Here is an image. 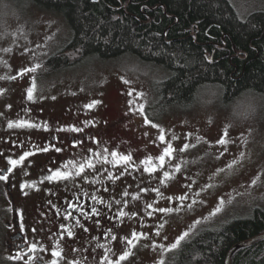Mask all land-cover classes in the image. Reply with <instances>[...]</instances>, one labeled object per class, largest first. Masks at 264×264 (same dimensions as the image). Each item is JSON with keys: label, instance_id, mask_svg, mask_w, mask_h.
Here are the masks:
<instances>
[{"label": "rangeland", "instance_id": "1", "mask_svg": "<svg viewBox=\"0 0 264 264\" xmlns=\"http://www.w3.org/2000/svg\"><path fill=\"white\" fill-rule=\"evenodd\" d=\"M231 1L242 18L252 11L264 10V0ZM17 7L19 19L12 30L7 35L0 30V76L15 77L23 69L39 67L34 73H23L29 74L28 78L16 82L10 90L6 101L9 102L0 111V127L15 124L11 117L13 109L24 102L31 103L30 107L34 104V108L38 103L41 108L42 102H48L56 118L68 117L73 121L72 126L83 130L108 126L120 113L128 116L129 123L120 126L121 132L105 130L103 136L91 139L89 146L101 141L103 154L106 149L109 158L98 155L93 167L82 163L83 170L81 164L39 168L43 180L56 171L68 173L66 178L56 180L62 191L99 195L103 192L98 184L102 180L112 181L114 190L108 192L112 201L109 217L116 216L115 221L119 220L121 226L115 240L117 252L107 254L112 264L124 251L130 254L120 264H169L181 242L199 229L249 215L258 206L264 208V114L249 124L229 125L218 83L203 84L197 91L196 95L207 101V106L195 102L188 107L172 103L161 106L156 81L164 79L169 71L131 55L110 59L89 57L63 70H47L45 60L70 39L69 26L62 15L28 0H21ZM6 48L10 51L5 52ZM33 81L34 99L28 100L27 89L33 86ZM136 93L143 95L138 97ZM129 100L135 104L130 105ZM213 100L216 102L211 103ZM93 101L99 103L87 108ZM140 103L145 105V115L158 128L146 124L144 115L132 111ZM160 128L165 132L164 142L158 139ZM222 137L228 140L226 145L217 143ZM169 142L173 154L166 156L161 165L159 156ZM184 144L190 147L184 149ZM234 160L236 163L232 164ZM28 172V166H24L23 173ZM165 172L168 177L164 176ZM180 196L186 198L180 201L177 199ZM159 208L173 211L159 212ZM121 212L123 216L119 215ZM38 221L39 234L36 230L32 232L31 240L37 241L42 236L48 241L44 249H48L45 253L49 255L53 252L50 239L54 227L41 224L42 219ZM133 233L139 238L128 245ZM184 233H188L187 237L173 248ZM78 257L71 264H107L103 256L90 261Z\"/></svg>", "mask_w": 264, "mask_h": 264}, {"label": "trees", "instance_id": "2", "mask_svg": "<svg viewBox=\"0 0 264 264\" xmlns=\"http://www.w3.org/2000/svg\"><path fill=\"white\" fill-rule=\"evenodd\" d=\"M60 14L68 42L45 61L63 70L85 58L131 55L164 67L158 103L188 107L206 83H218L221 102L244 90L264 94V10L239 16L231 0H28ZM264 233V208L181 242L169 264H225L236 242ZM230 264H264V238L238 248Z\"/></svg>", "mask_w": 264, "mask_h": 264}, {"label": "flooded vegetation", "instance_id": "3", "mask_svg": "<svg viewBox=\"0 0 264 264\" xmlns=\"http://www.w3.org/2000/svg\"><path fill=\"white\" fill-rule=\"evenodd\" d=\"M16 76L14 79L0 76V111L9 102H6L7 97L17 85L16 82L25 81L29 74ZM42 103V109L39 103L34 108V104L30 107L31 103L28 102L16 104L13 109L12 122L26 120L35 126L16 127L13 124V127H0V174L8 176L6 181H0V264H68L62 263L64 260L71 264L74 258H80L78 256L89 261L93 258L99 260L104 250L96 248L97 241L111 248V252H117L116 241L111 236L117 237L121 233L119 220L115 221L118 218L109 217V205L112 201L108 192L114 190L112 181L102 180L98 184L103 192L99 195L87 194L85 191L71 192L69 189L62 191L56 183L58 179H52L53 182L43 180L39 168H62L68 161L73 162L69 167L82 163L94 164L93 161L98 160L97 156L105 158L104 154L109 158L106 149L103 154L104 145L101 141L95 142L94 146L89 144L96 136H103L105 130L121 132L120 126L129 123L128 116L120 113L108 126L89 130L80 128L81 131L77 132L71 130L75 129L72 119L56 118L57 114L51 111L48 102ZM22 134L24 138H21ZM57 148L60 151H56ZM25 152L31 155L21 160ZM12 160L18 163L12 165ZM24 166L29 169L26 174L23 173ZM10 167L11 172L8 171ZM93 207L99 215L92 212ZM81 212L87 215L81 216ZM39 219L48 228L54 227L50 239L52 250L60 251L61 258L54 256L53 252L49 255L45 253L48 249H44V246L48 241H44L42 236L37 241L31 240L33 228L37 231ZM77 220L80 221L79 225H76ZM96 221H99V227ZM21 222L24 225L23 233L20 231ZM84 228L88 231L85 232ZM69 229L73 232L70 238L67 236ZM105 229H111L109 235H104ZM33 243L36 244V249L30 250ZM18 255L20 259L13 258ZM65 257L70 259H64Z\"/></svg>", "mask_w": 264, "mask_h": 264}, {"label": "snow or ice", "instance_id": "4", "mask_svg": "<svg viewBox=\"0 0 264 264\" xmlns=\"http://www.w3.org/2000/svg\"><path fill=\"white\" fill-rule=\"evenodd\" d=\"M7 34H8L7 32H4V35H7ZM12 35L15 36L16 33H12ZM4 51H5V52H8V51H10V49H7V48H6V49H4ZM38 67H39V65H37L36 67L30 68V69H28V68L23 69V71H22L20 74L23 75V73H27V72H32V73H34V72L37 71V68H38ZM9 79H14V77H9ZM34 90H35V83H34V81H33V86H32V87H29V88L27 89V99H28V100H33V99H34V95H33ZM0 91H2V90H0ZM129 95H131V91L129 92ZM136 95L139 97V96H142L143 94H142V93H136ZM97 103H99V102H98V101H93L91 104L86 105V107H87V108H92V107H94L95 104H97ZM129 104H130V105H133V104H135V101H134V100H129ZM132 111H134V112H138L140 115H144V119H145V123H146V124H152V121L148 118L147 115H145V105H144L143 103H140V104L136 105V107L133 108ZM86 123H90V122H86ZM13 126H14L13 123H9V127H13ZM15 126H16V127H25V126H27V127H33V126H35V125L30 124V123H29L28 121H26V120H20V121H16V122H15ZM152 126H153L154 128H158V127H159V126L156 125V124H152ZM71 130H72V131H77V132L81 131V129H79V128H75V129H71ZM159 132H160V134H159L158 139H159V141L164 142V141H165V132H164V129H163V128H160V129H159ZM226 136H227V132H225V137H226ZM175 139H176V137L173 136V137H172V140H175ZM198 139H199V138H198ZM217 143H219V144H221V145H226V144L228 143V140L222 137L220 140L217 141ZM189 147H190L189 144H184V145H183V148H184V149H188ZM43 150H44V151H47V149H43ZM225 150H227V149H225ZM56 151H60V149L57 148ZM173 151H174L173 146H172V144L169 142L168 145H167V147H165V148L163 149V154L159 156V161L161 162V165L163 164V162H164V160H165V157H166V156L170 157V156L173 154ZM222 154H223V153H221V155H222ZM29 155H31V153L25 152V153H24V156H22L20 159L23 160L24 157L29 156ZM112 155L115 157V156H116V153L113 152ZM240 156L243 157V156H244V153L241 152V153H240ZM123 159H124V160H129L130 157H123ZM10 163H11L12 165H15V164L18 163V161H16V160H12V161H10ZM72 163H73L72 161H68V162L64 165V167L67 168V167H69ZM235 163H236L235 160L232 161V164H235ZM87 166L91 168V167H93L94 165H93L92 163H88ZM83 167H84V165L81 164V165H80L81 170H83ZM229 167H231V165H229ZM177 170H179V168H177ZM8 171H9V172L12 171L11 167L8 169ZM77 174H79V173H77ZM67 175H68V173H66V172L62 173V172H60V171H56L52 176H48V177H46V179H48V180H52V179H61V178H66ZM164 176H165V177H168V173L165 172V173H164ZM7 179H8V176H7V175L0 174V181H6ZM253 183H255V181H253ZM22 187H23V186H22ZM188 187L190 188L191 185H189ZM202 190H203V189H202ZM185 198H186L185 196H180V197H178L177 199H179L180 201H183ZM50 203H51V202H50ZM117 203H119V202H117ZM69 206H71V205H69ZM53 207H55V205H53ZM158 211H159V212H171V211H173V209H171V208H159ZM217 211H220V209L218 208ZM92 212H93V213H96L97 215H99V213H98V211H97V209H96L95 207L92 208ZM150 214H151V213H150ZM69 215H71V214H69ZM86 215H87L86 213L81 212V216H86ZM119 215L123 216L124 213L121 212ZM79 224H80V221L77 220V221H76V225H79ZM96 225H97V227H99V221H96ZM61 227H64V226L62 225ZM81 227H82V226H81ZM20 231H21V233L24 232V225H23L22 222L20 223ZM33 231H35V228H33ZM84 231L87 232V231H88L87 228H84ZM110 231H111V229H109V230H105V231H104V235H109V234H110ZM159 234H160V233L157 232V235H159ZM72 235H73V232H72L71 229H69V230L67 231V236L70 238V237H72ZM187 235H188V233H184L182 236H180V237L178 238L177 242H176L175 244L172 245V247H173V248L178 247L180 241H183V240L187 237ZM132 237H133L132 239H129V240L127 241L128 245H132V243H133V239H138V238H139L135 233L132 234ZM111 239H112V240H116L117 237H116V236H111ZM96 248L103 249V250H104V253H103V260H104V261H107V264H112V261L109 260L108 255H107L109 252L112 251V249L109 248V247H107L105 244L100 243L99 241H97V243H96ZM35 249H36V244L33 243V244L31 245V249H30V250H35ZM73 251H75V249H73ZM129 254H130V253H129L128 251H124L123 254L119 257V259L115 261V264H120L121 261L125 260V259L129 256ZM53 255L59 257V256L61 255V252H60V251H54V252H53ZM13 258H14V259H20L21 257L18 255V256L13 257ZM53 264H55V262H53ZM76 264H79V262H76Z\"/></svg>", "mask_w": 264, "mask_h": 264}, {"label": "clouds", "instance_id": "5", "mask_svg": "<svg viewBox=\"0 0 264 264\" xmlns=\"http://www.w3.org/2000/svg\"><path fill=\"white\" fill-rule=\"evenodd\" d=\"M18 4L21 0H0V30L9 32L19 19ZM193 102L207 106L208 102L201 100L195 93ZM213 100L211 103H215ZM227 119L231 126L245 125L254 122L264 114V94L244 90L230 101L225 102Z\"/></svg>", "mask_w": 264, "mask_h": 264}, {"label": "water", "instance_id": "6", "mask_svg": "<svg viewBox=\"0 0 264 264\" xmlns=\"http://www.w3.org/2000/svg\"><path fill=\"white\" fill-rule=\"evenodd\" d=\"M264 238V233L258 234L250 239L247 240H241L239 242H236L232 247L229 249L227 256H226V263L225 264H230L231 257L233 253L240 247L246 246V245H251L254 244L255 242L259 241L260 239Z\"/></svg>", "mask_w": 264, "mask_h": 264}]
</instances>
